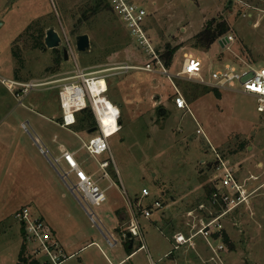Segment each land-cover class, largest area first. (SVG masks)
Segmentation results:
<instances>
[{"label":"rangeland","instance_id":"obj_1","mask_svg":"<svg viewBox=\"0 0 264 264\" xmlns=\"http://www.w3.org/2000/svg\"><path fill=\"white\" fill-rule=\"evenodd\" d=\"M133 1L149 13L147 27L156 50L161 53L164 48L175 49L166 67L171 75L180 70L184 55L198 58L210 72L240 61L257 70L264 69V0ZM86 3L87 0H0V78H15L17 61L12 54L15 51L24 60L17 80L44 84L22 98L21 105L0 85V264H16L23 243L29 258L54 264L38 243L29 242L26 236L23 241L19 226L24 228L13 216L2 219L15 205L12 193L32 194L46 221L59 232L62 244H73V250L64 247L62 254L59 247L48 243L57 264H117L128 254L120 242L129 223V214L123 215V206H127L128 200L137 206L142 188L148 189L151 196L140 202L141 206L159 200L163 207L149 219L137 210L134 212L152 261L213 264L208 262L210 254L201 239L196 240L195 251L187 248L174 251L172 236L175 232H186L184 212L202 201L205 188L210 187L216 154L232 166L242 163L239 176L256 177L257 181L252 183L258 189L248 208H240L223 223L229 240L225 243L223 264H264V168L256 166L257 159H247V149L238 151L234 146L236 138L250 145L251 139L246 137L252 134L260 136L264 144V113L256 111L254 98L235 91L195 89L189 82L177 78L170 82L161 74L136 70L107 73L106 97L119 110L121 129L108 138V153L93 159L81 150L78 156L93 169L98 168L96 162L108 159L110 176L116 174L117 184L106 190V202L91 209L92 217L60 181L51 157L40 155L39 149L51 153L50 147L54 150L60 144H71L73 149L80 150L83 143L99 135L98 132L86 135L85 128L79 126L78 120L83 118L80 113L69 130L56 124L60 117L58 87L65 82L61 80L70 77L75 68L94 72L113 66L143 65L144 60L132 43L135 39L123 26L122 17L107 9L80 29V35L89 37V53L76 52L72 27ZM35 22L43 30V40L48 28L57 32L61 38L58 49H42L43 45L34 50L30 37L19 38ZM221 22L229 29L221 39L208 50L194 47L195 36L210 23L215 26ZM227 36L232 37V42L221 46L220 40ZM62 48L68 50L67 61L63 59ZM176 90L185 100L187 110L175 108ZM159 110H164L163 116L158 114ZM73 134L85 135L77 139ZM261 147L264 154V145ZM97 184L103 190L110 182L101 180ZM253 184L250 185L254 187ZM117 199L122 204L117 214L122 221L114 213ZM38 204L32 208L37 210ZM33 216L36 219L37 213ZM94 223L100 225L101 231ZM102 233L117 239L114 248L106 243ZM52 241L55 243L53 236ZM133 241L135 251L140 245L138 238ZM123 244L129 245L126 239ZM170 252L173 255L164 259ZM148 254L138 250L123 264H150Z\"/></svg>","mask_w":264,"mask_h":264},{"label":"built area","instance_id":"obj_2","mask_svg":"<svg viewBox=\"0 0 264 264\" xmlns=\"http://www.w3.org/2000/svg\"><path fill=\"white\" fill-rule=\"evenodd\" d=\"M109 9L115 11L122 17L123 26L130 32V37L134 48L140 54L143 65L141 67L124 66L121 68L113 66L110 69L94 72H86L75 68L72 75L59 88V103L61 110V127L70 128L75 125L76 116L84 110H90L96 127H98V136L91 138L84 145L85 152L91 157L102 156L109 152L105 132L100 125L99 114H97L96 98L102 97L106 100L108 92L107 78L110 72L123 70H136L147 74H161L171 79H182L186 82L208 87L219 91H235L254 98L256 101V111L259 114L264 113V69L257 70L250 65L240 61L232 65H225L222 70L210 72L203 67V64L198 58L191 55H184L180 64V70L174 75H171L164 67L160 55L157 53L156 46L153 41L150 29L147 27V19L149 13L147 9L134 3L133 0H106ZM226 43L232 42V37L227 36ZM245 67V68H243ZM100 80L105 82L106 88L100 89L98 94L91 91V86H94ZM60 80L58 82H61ZM0 84L17 99L26 97L33 89L43 86L42 83L29 82L24 83L14 79H0ZM239 90H235L236 87ZM174 106L177 110H187L188 106L183 97L176 90V95L173 99ZM115 107V106H114ZM116 108V107H115ZM120 115L115 117V127L117 128L113 134L120 131V126H117V121ZM24 127V125H23ZM200 132L197 131V134ZM47 153V152H46ZM59 158L52 159L53 164L58 168L60 162L66 164L67 170L59 171L63 181L68 185L71 192L75 195L80 204L84 205L85 212L92 217V208L100 207L106 202L105 190H101L94 178L88 176L74 160L73 154L66 150H59ZM48 154V153H47ZM216 159L212 167V176L210 180L209 193L203 192V199L195 207L189 208L184 212L186 220V232H175L172 236L173 250L177 251L182 248L196 250V240L201 239L210 254L208 262L213 264H223L222 256L227 251V246L223 239L225 219L228 216H233L240 208H248L251 200L258 189H251L249 183L257 181V178L249 175L246 178L239 176V166L237 163L232 166L227 159L216 154ZM103 172V177L108 178L105 170L109 167V162L99 164ZM71 178L74 181H71ZM151 194L148 189L143 188L139 195L137 206L127 203L129 223L126 233L131 235L134 240L138 238V250L147 251L144 243L138 221L135 218V211H139L140 215L145 219H149L153 212L161 210L163 207L159 200H155L151 205L141 206L140 202L150 198ZM15 219L24 228L26 239L29 242L38 243L43 247V250L50 257L52 263L57 264L55 255L50 254L48 243L57 248V244L53 243L52 236L46 225L39 219H33L28 209L19 210L15 215ZM108 244L112 247L115 240L107 239ZM218 244H215L217 243ZM172 252L164 256L168 258ZM150 264H156L152 261L148 254Z\"/></svg>","mask_w":264,"mask_h":264},{"label":"crops","instance_id":"obj_3","mask_svg":"<svg viewBox=\"0 0 264 264\" xmlns=\"http://www.w3.org/2000/svg\"><path fill=\"white\" fill-rule=\"evenodd\" d=\"M0 79H5V78H0ZM14 80H17V79H15V78H13ZM19 81V80H18ZM21 82V81H20ZM1 85V84H0ZM1 87L2 88H4L2 85H1ZM5 89V88H4ZM5 91L7 92V93H9L6 89H5ZM16 101H18V104L19 105H21V102H22V99H17V98H15L14 97V95H12L11 93H9ZM30 94V93H29ZM29 94L25 97V98H27L28 96H29ZM117 108V107H116ZM118 109V108H117ZM119 111V110H118ZM120 114V113H119ZM60 123H61V110H60V117L58 118V120L56 121V124H58V126L60 127V128H62L61 127V125H60ZM62 129H65V130H69V128H62ZM74 132H76V133H81V132H77V131H74ZM85 133H86V135H88L87 134V132L85 131ZM85 135V134H84ZM83 134H73V136L75 137V138H77V139H80L82 136H84ZM253 135L254 134H252V135H250L249 137H246V139L247 140H249V139H251V144L246 148L247 149V159H253V158H255V159H257L258 160V162H257V164H256V166L257 167H260V169H263L264 168V154H263V152H262V147H261V145H264L263 143H262V140H260L259 139V137L260 136H254L253 137ZM98 136V135H97ZM113 136V135H112ZM94 137H96V136H94ZM111 137V136H110ZM91 138H93V137H91ZM90 138V139H91ZM38 140V142L39 143H41V141L39 140V138H37ZM34 142V144H35V142L36 141H33ZM252 142H254V144H256V146L253 144L252 145ZM56 144V142H55V138H54V142H53V145H55ZM86 143H83V145H82V147H81V149L79 150V149H77V150H75V149H73L72 147H71V144L69 145L68 144V146H63V145H58V146H56V148L53 150V147H50V149L52 150H50V152L51 153H49V151H47L46 150V152L48 153V155L51 157V159H55V158H59V156H60V153H59V150H66V151H68V152H70V153H72L73 154V157H74V160L77 162V164L80 166V168L88 175V176H92L93 178H95V180H96V182L98 183V182H100L101 180H104V181H107L108 183L110 182V184H109V186L106 188V189H103V190H105V193H106V190H108L111 186L112 187H115V184H117V182H115L116 181V174H115V176H113V177H111L110 176V171L111 170H109V168H110V163H109V167H107V169L105 170V172H107V174H108V178H104L103 177V172H102V170L100 169V167H99V164L100 163H102V162H109L108 161V159H105V160H103V161H101V162H96L95 160V162L96 163H98L97 165H98V168L97 169H93L91 166H88L84 161H82L80 158H79V156H78V153L81 151V150H84V145H85ZM39 151H40V155H43V157H46V155H47V153L46 152H42L40 149H39ZM85 151V150H84ZM86 153V152H85ZM87 154V153H86ZM88 155V154H87ZM89 156V155H88ZM91 157V156H90ZM98 157H100V156H98ZM91 158H93L94 159V157H91ZM96 158V157H95ZM49 161V160H48ZM50 164H51V162H49ZM240 164V163H239ZM242 164V163H241ZM52 165V164H51ZM55 166V165H54ZM86 170H85V169ZM39 169V168H38ZM38 169H37V172H38ZM58 169V172H57V175H58V177H59V179H60V181L64 184V186L68 189V191L71 193V195L76 199V201L79 203V201L77 200V198L75 197V195L71 192V190L69 189V187H68V185L65 183V181H63L62 180V178H61V176H60V173H59V171H61V170H67V167H66V164L64 163V162H60V164H59V167L57 168ZM114 172V171H113ZM115 173V172H114ZM98 174H101V177H99L98 176ZM71 181H74V179L73 178H71ZM251 185L253 184V183H250ZM249 184V186H251ZM254 185V187H252L251 186V188L252 189H255L256 188V184H253ZM258 186V185H257ZM143 189V188H142ZM125 193V192H124ZM11 195H13L12 196V201L15 203V205L13 206V208H12V210H11V213L10 214H8V215H6V216H4L2 219H6V218H8V217H14L15 218V214L19 211V210H22V209H25V208H27L29 211H30V214H31V216L34 218V216H33V213H37V217H36V219H39V220H41L45 225H46V227L49 229V231H50V233H51V236H53V239H54V242L57 244V246L60 248V251L62 252V254H63V252L65 251V249H64V247L66 248V249H72L71 247H72V245L73 244H69V245H64V244H62V242H61V239H60V235L58 234L59 232H57L56 231V229L51 225V223H48L47 221H46V219H45V214L43 213V211H42V207L38 204V202H37V200H35V198L34 197H32L33 195L31 194V195H28V193H26V192H24V191H22L21 193H12ZM254 198V197H253ZM252 198V199H253ZM33 204H38L39 205V207H38V209L37 210H35V208H32V205ZM121 202L119 201V199H117L116 200V202H114V213H115V215H116V217L118 218V221H122V218H120V217H118V211H119V209L121 208ZM123 210H124V212H123V215L125 216L127 213H128V208H127V206L125 207V206H123ZM125 208H127V209H125ZM33 210H35L33 213L31 212V211H33ZM83 210H84V208H83ZM87 214V213H86ZM88 215V214H87ZM44 218V220H43V218ZM90 217V216H89ZM1 218V217H0ZM120 218V219H119ZM94 225L96 226V228L98 229V230H100L101 231V229L99 228V224L97 225V224H95L94 223ZM19 229H21L20 228V226H19ZM116 233L118 234V229H116ZM103 234V233H102ZM119 235V234H118ZM103 237H104V239H105V241H106V243H108L107 242V239H110V238H113V237H111V235H109V238H107V236H105V234H103ZM121 237H123V236H121ZM120 237V238H121ZM114 239V238H113ZM115 240V243H113V246L111 247V248H114V246L118 243V241H117V239H114ZM124 242H121V244H122V246L124 247V249L125 250H127L126 248H125V245L123 244ZM62 245H63V247H62ZM73 250V249H72ZM136 251H138V248L131 254V255H129V253L127 254V256L124 258V259H122L121 261H119L117 264H123L127 259H128V257H130V256H132ZM128 252V251H127ZM169 258V257H168ZM168 258H164V259H168Z\"/></svg>","mask_w":264,"mask_h":264},{"label":"trees","instance_id":"obj_4","mask_svg":"<svg viewBox=\"0 0 264 264\" xmlns=\"http://www.w3.org/2000/svg\"><path fill=\"white\" fill-rule=\"evenodd\" d=\"M104 1L105 0H87V3L85 4V6H83V8H81L80 10V13H81L80 18L76 20L77 24L72 27L73 35H76V36L80 35L79 32H80L82 25L85 23H88L90 18L95 17L96 15L101 13V11H103L104 9H107L110 11L109 6L107 4H104ZM228 31L229 29L225 22L218 23L215 26H213L210 23L203 30L201 34L195 36L194 47L208 50L215 41L221 39V37H223ZM24 36H26V38H29V37L31 38V41L33 42L32 49L36 50L43 46V30L39 28L38 22H35L31 24L30 26H28L27 29L24 31L23 36H19V38L21 39ZM174 51L175 49L171 50L169 48L167 49L164 48L163 52L160 53L159 50H157V53L160 55L165 68L168 67V65L170 64V60H171V57ZM12 54H13V57L17 61L16 69L14 70L13 75L16 79H19L18 77L19 71H21L24 68V60L20 57L19 52L14 51ZM192 85L194 86L195 89L202 88V86H199V85H195V84H192ZM80 114L83 115V118L78 120L79 126H81V128H85V130H87L93 127L94 125H96L94 117L90 110H84L80 112ZM93 120H94V123H93ZM234 146L238 149V151H241L243 149H246L249 145H247L246 140H241L240 138H236L234 141ZM209 166H211V164ZM205 189H206V192L209 193L210 188L206 187ZM21 232H22V236L24 238L23 241H24L25 240L24 229L21 228ZM223 236H224L223 239L225 243H228L229 240L227 238V235L223 234ZM125 248L127 249L129 255H131L134 252L132 248L128 249V244L126 245ZM192 251H195V250H192ZM16 264H43V263L33 258H29L25 254V245L23 243L21 246L20 252L18 254V259H17ZM44 264H48V263H44Z\"/></svg>","mask_w":264,"mask_h":264},{"label":"water","instance_id":"obj_5","mask_svg":"<svg viewBox=\"0 0 264 264\" xmlns=\"http://www.w3.org/2000/svg\"><path fill=\"white\" fill-rule=\"evenodd\" d=\"M226 38H223L222 40H220L219 44L221 46H223L224 43H226ZM60 43H61V38L59 37V35L57 34V32H55V30L51 27L48 28L45 31V37L43 40V47L42 49H47V50H54V49H58L60 47ZM74 44H75V50L79 55H86L89 53V49H90V44H89V37L87 35H78L75 37L74 39ZM62 52H63V59L64 61H67L68 59V50L66 48H62ZM164 110H159L158 114L160 116L164 115ZM117 126H121V121L120 119L117 121ZM98 127L93 128L91 130H89L87 132L88 135H92L93 133L97 132ZM125 239L128 241L129 245H128V249H131L133 246V239L131 238V235L129 233H126V235L124 237L120 238V242H124Z\"/></svg>","mask_w":264,"mask_h":264},{"label":"bare ground","instance_id":"obj_6","mask_svg":"<svg viewBox=\"0 0 264 264\" xmlns=\"http://www.w3.org/2000/svg\"><path fill=\"white\" fill-rule=\"evenodd\" d=\"M105 89L106 85L105 82L100 80L98 83H96L94 86H91V91L94 94H98L100 92V89ZM96 105H97V114H99V121L100 125L103 128V131L105 132V136L110 137L113 134L114 131L117 129L115 127V117L117 114H119V111L117 108H115L108 100L102 97H97L96 99Z\"/></svg>","mask_w":264,"mask_h":264},{"label":"flooded vegetation","instance_id":"obj_7","mask_svg":"<svg viewBox=\"0 0 264 264\" xmlns=\"http://www.w3.org/2000/svg\"><path fill=\"white\" fill-rule=\"evenodd\" d=\"M75 124H76V121H75ZM121 127V126H120ZM93 128H96V125H94L93 127H91L90 129H87L85 130L86 132H88L89 130L93 129ZM121 129V128H120Z\"/></svg>","mask_w":264,"mask_h":264}]
</instances>
